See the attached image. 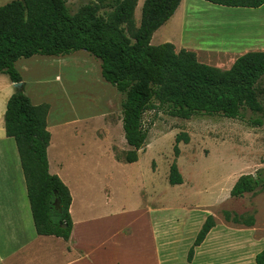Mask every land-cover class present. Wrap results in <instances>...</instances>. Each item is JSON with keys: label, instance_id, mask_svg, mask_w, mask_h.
Instances as JSON below:
<instances>
[{"label": "rangeland", "instance_id": "rangeland-1", "mask_svg": "<svg viewBox=\"0 0 264 264\" xmlns=\"http://www.w3.org/2000/svg\"><path fill=\"white\" fill-rule=\"evenodd\" d=\"M10 1L0 0V6ZM66 1L75 13L90 0ZM144 1L139 0L135 10L137 26ZM188 4L190 10L175 14L158 30L151 44L172 42L178 45L177 51L194 48L200 61L223 69H229L242 53L264 49V44L220 46L225 40L210 31L220 22L219 15H233L237 21L264 19V5L259 10L214 11L215 6L206 0H189ZM105 11L111 8L102 13ZM241 37L230 42L239 43ZM16 68L32 102L50 106L48 121L53 145L49 162L53 168L58 163L64 170L77 196L126 203L128 228L132 230L135 227L131 219L142 214L170 227L171 216L183 219L208 213L220 220L225 219L227 210L254 217L264 232V191L241 197L230 194L240 175L264 168V112L247 109L244 118L198 114L184 119L149 110L144 115L149 129L147 142L138 152L139 160L127 163L117 160V156L124 157L132 149L122 124L124 96L103 78L99 59L79 50L63 56L21 58ZM10 82L7 74L0 73V91ZM257 91L264 106V77ZM258 120L261 124L255 123ZM179 133L188 134L190 141L179 143L180 155L176 157L174 145ZM175 160L184 178L179 185L169 182ZM137 229L140 237L133 241H152L151 235L145 236L143 225ZM57 245L62 247L61 243Z\"/></svg>", "mask_w": 264, "mask_h": 264}, {"label": "trees", "instance_id": "trees-1", "mask_svg": "<svg viewBox=\"0 0 264 264\" xmlns=\"http://www.w3.org/2000/svg\"><path fill=\"white\" fill-rule=\"evenodd\" d=\"M138 1L90 0L75 13L66 0H12L0 6V73L13 83L21 82L16 62L34 55L63 56L85 50L99 59L103 78L124 96L122 124L132 149L117 159L127 163L138 161V152L147 142L144 115L149 110L184 119L198 114L244 118L247 109L264 112L257 91L264 77L263 50L247 51L229 69H223L200 61L194 50L177 51L172 42L153 45L154 32L175 14L182 0H145L137 26ZM207 1L231 7L264 4V0ZM108 8L111 11L102 13ZM49 109L47 103L34 104L23 87L17 89L7 102L5 128L18 146L38 234L69 240L74 226L70 212L73 197L62 178L50 172ZM182 140L188 143L189 135L176 136V157ZM169 182H184L176 160ZM259 191H264V168L240 175L230 194L241 197ZM224 217L248 226L255 224L254 217L227 210ZM215 225L214 215L209 214L189 249V262ZM256 264H264V249L256 255Z\"/></svg>", "mask_w": 264, "mask_h": 264}, {"label": "crops", "instance_id": "crops-1", "mask_svg": "<svg viewBox=\"0 0 264 264\" xmlns=\"http://www.w3.org/2000/svg\"><path fill=\"white\" fill-rule=\"evenodd\" d=\"M188 2L182 0L175 14L181 10L189 11ZM210 3L215 6L214 11L259 10L264 5L251 8ZM138 7L139 1L136 9ZM158 30L154 32L151 42ZM248 32H253V35L243 37L242 43L231 45L223 42L218 45L264 44V38L255 40L256 36L264 34L262 30ZM16 89L11 81L0 91V264H144V260L147 264H256V255L264 249V232L259 230L256 222L248 226L226 219L216 220V225L204 241L196 246L193 259L189 262V249L208 213L183 219L171 216L170 227L142 214L131 219L135 227L132 230L128 228L126 203L118 204L108 199L95 201L91 195L77 196L64 170L58 167V163L53 168L51 161L50 172L59 175L71 190L73 200L70 212L74 226L69 240L38 234L18 146L15 138L7 135L5 128L7 102ZM138 225L144 226L145 236L151 235L150 243L147 237L145 243L139 239L133 241L140 237ZM58 243L62 247H57Z\"/></svg>", "mask_w": 264, "mask_h": 264}, {"label": "bare ground", "instance_id": "bare-ground-1", "mask_svg": "<svg viewBox=\"0 0 264 264\" xmlns=\"http://www.w3.org/2000/svg\"><path fill=\"white\" fill-rule=\"evenodd\" d=\"M219 17L221 18L220 22H216L214 24V27H212L210 29V31L212 34H216L217 36H219V38H223V40H225L224 42H228L231 45H233V44H232V42H230V40L237 37V36H242L241 37L242 39L239 38V40H241L240 42H242V40H244L243 37L246 36V38H247V37L253 35L252 34L253 32H248L250 30L254 31L255 29H260L263 31L262 33H264V19H259V20H256V22H255V21L251 20L250 18L245 19L243 21H237V20H234V18L237 19V17L233 16V15H225L224 14L223 16L219 15ZM240 17H242V16H240ZM246 17L247 16H244L243 18H246ZM244 24L246 26L244 28H242L243 27L242 25H244ZM259 35H261V34H259ZM211 37H212V35H211ZM256 38L257 39H255V40H258V38H264V34H262V36H256ZM253 42H257V41H253ZM263 42H264V39H263Z\"/></svg>", "mask_w": 264, "mask_h": 264}, {"label": "water", "instance_id": "water-1", "mask_svg": "<svg viewBox=\"0 0 264 264\" xmlns=\"http://www.w3.org/2000/svg\"><path fill=\"white\" fill-rule=\"evenodd\" d=\"M14 87L17 89H21L23 87V81L21 82H15ZM58 203V200H56V204Z\"/></svg>", "mask_w": 264, "mask_h": 264}]
</instances>
